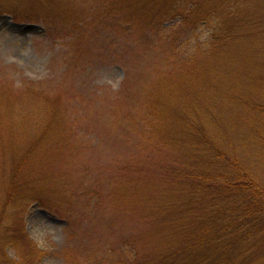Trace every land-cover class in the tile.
<instances>
[{
	"label": "rangeland",
	"instance_id": "374dc122",
	"mask_svg": "<svg viewBox=\"0 0 264 264\" xmlns=\"http://www.w3.org/2000/svg\"><path fill=\"white\" fill-rule=\"evenodd\" d=\"M229 1L231 61L164 95L159 116L164 79L220 21L173 31L178 13L222 0H0V264H171L156 213L186 192L172 168L242 169L264 191V0Z\"/></svg>",
	"mask_w": 264,
	"mask_h": 264
},
{
	"label": "trees",
	"instance_id": "16d2710c",
	"mask_svg": "<svg viewBox=\"0 0 264 264\" xmlns=\"http://www.w3.org/2000/svg\"><path fill=\"white\" fill-rule=\"evenodd\" d=\"M154 1L155 3L160 2V0ZM232 2L222 0L221 3L210 7L194 4L186 10L187 15L178 13L181 21L172 28L173 31L181 32L184 27L189 29L196 27V24H211L214 18H219L220 21L217 20V25L215 29L213 28L209 41L204 44L205 48L200 52L197 61L193 59L196 56L186 57L185 55L186 59H182L185 60L183 64L189 65L188 72L182 75L185 65L181 70L167 75L164 79L165 82L161 84L159 90L163 92L155 94L157 98L149 106L159 116L168 113V110L166 111L168 105L165 104L163 107L164 95L171 96V91L178 87L182 90L184 87V91H186L191 86L190 82L196 81L203 72H208L214 57L228 61V56L231 54L230 41L233 36L231 35V25L233 23L230 25V22L222 18L228 15L223 11L237 6V1ZM181 5L179 8L182 7ZM172 8L174 7L172 6ZM178 10L167 11L157 16L152 15L149 18H144L143 22L149 23L154 19L158 25L167 24L171 14ZM29 18L31 21L39 19L37 15ZM184 42L186 47L190 46L188 39H185ZM179 47L182 49V40ZM233 48H235L234 45ZM240 49L235 53L236 55L245 51V48ZM190 54L191 52L188 53V55ZM177 59L182 63L179 57ZM201 64L206 68L204 71L200 69ZM162 131L163 128L157 126L156 132L151 135L155 138L160 136ZM205 143L209 149L210 142ZM207 166L208 172L204 171L203 174L200 173V170H195V167L183 171L173 168L170 170V182L176 181V179L182 180L185 183L184 192H186L185 194L183 192V197L179 196L184 204L179 203L178 197L174 194L170 199H165L159 193L161 199L168 200V203L163 204L161 210L156 211V215L160 216V221L163 220L164 223L171 224L172 232L174 231L173 242H168L169 249L164 252L165 255L160 261L171 264H264V191H260L261 189L257 187L254 179L242 169H239L238 174L214 175L209 173L211 165ZM149 187L141 185L135 190L144 194L143 192L148 191ZM24 191L29 192V189L25 188ZM8 197L10 198V194ZM174 199L177 200L176 203H173ZM181 209L186 212L179 213L178 217H175V212H180ZM196 210H201L203 215H193L192 213ZM163 222L160 224H164ZM174 222L178 224H173ZM174 237L179 238L177 243L174 242ZM174 256H179V260H174ZM31 259L27 258L28 261ZM35 260H39V255L33 257L32 264L36 263Z\"/></svg>",
	"mask_w": 264,
	"mask_h": 264
}]
</instances>
